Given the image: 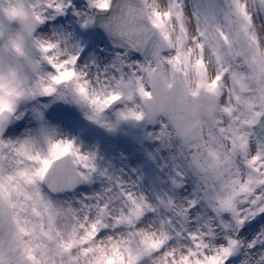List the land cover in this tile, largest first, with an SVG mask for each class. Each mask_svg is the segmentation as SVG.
Returning a JSON list of instances; mask_svg holds the SVG:
<instances>
[{
  "label": "snow or ice",
  "instance_id": "obj_1",
  "mask_svg": "<svg viewBox=\"0 0 264 264\" xmlns=\"http://www.w3.org/2000/svg\"><path fill=\"white\" fill-rule=\"evenodd\" d=\"M0 264H264V0H0Z\"/></svg>",
  "mask_w": 264,
  "mask_h": 264
},
{
  "label": "rangeland",
  "instance_id": "obj_2",
  "mask_svg": "<svg viewBox=\"0 0 264 264\" xmlns=\"http://www.w3.org/2000/svg\"><path fill=\"white\" fill-rule=\"evenodd\" d=\"M193 0H189V3H192ZM17 14V9L13 8L11 15L15 16ZM42 103H46L47 100L43 99ZM31 107V106H30ZM62 109L67 113L68 120L63 125V129L67 133L73 135L81 134L82 130H89L90 135L87 136L86 140L89 143H98L102 152L107 155L109 158H115L114 163L116 169L123 167L126 172H128L129 163L135 166L137 160L136 157H132L130 160H125L120 156L121 152L128 153L131 151L127 141L124 137H111L106 134L103 130L96 128L92 125L75 105H62ZM149 173L148 177L143 181V187L146 189H151L152 191H160L161 188L158 181L155 179L154 171L151 167L147 169ZM125 179L135 180V176L128 172V175L125 176ZM162 193V192H161Z\"/></svg>",
  "mask_w": 264,
  "mask_h": 264
},
{
  "label": "bare ground",
  "instance_id": "obj_3",
  "mask_svg": "<svg viewBox=\"0 0 264 264\" xmlns=\"http://www.w3.org/2000/svg\"><path fill=\"white\" fill-rule=\"evenodd\" d=\"M136 160H137V157H136ZM165 187H166V186H165V185H163V184H161V185H160L161 192L163 191V189H164Z\"/></svg>",
  "mask_w": 264,
  "mask_h": 264
}]
</instances>
